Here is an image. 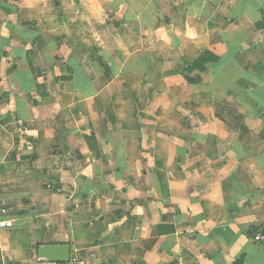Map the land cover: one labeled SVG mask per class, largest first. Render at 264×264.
<instances>
[{"label": "crops", "instance_id": "crops-1", "mask_svg": "<svg viewBox=\"0 0 264 264\" xmlns=\"http://www.w3.org/2000/svg\"><path fill=\"white\" fill-rule=\"evenodd\" d=\"M1 208L0 264H264V0H0Z\"/></svg>", "mask_w": 264, "mask_h": 264}, {"label": "water", "instance_id": "water-1", "mask_svg": "<svg viewBox=\"0 0 264 264\" xmlns=\"http://www.w3.org/2000/svg\"><path fill=\"white\" fill-rule=\"evenodd\" d=\"M69 258L68 244H41L37 247V260L41 263L66 262Z\"/></svg>", "mask_w": 264, "mask_h": 264}, {"label": "trees", "instance_id": "trees-1", "mask_svg": "<svg viewBox=\"0 0 264 264\" xmlns=\"http://www.w3.org/2000/svg\"><path fill=\"white\" fill-rule=\"evenodd\" d=\"M216 57L215 55L211 54L208 51H203L199 56L193 60L191 63L187 64L184 68L183 72L185 73V78L189 81H193L188 74L193 70H198L200 72L205 70V63L208 61H215Z\"/></svg>", "mask_w": 264, "mask_h": 264}, {"label": "built area", "instance_id": "built-area-1", "mask_svg": "<svg viewBox=\"0 0 264 264\" xmlns=\"http://www.w3.org/2000/svg\"><path fill=\"white\" fill-rule=\"evenodd\" d=\"M8 214V210L6 208L0 209V228L4 227H11L12 226V219L9 217H6ZM256 240L263 239L262 235L260 233H257L255 236Z\"/></svg>", "mask_w": 264, "mask_h": 264}, {"label": "rangeland", "instance_id": "rangeland-1", "mask_svg": "<svg viewBox=\"0 0 264 264\" xmlns=\"http://www.w3.org/2000/svg\"><path fill=\"white\" fill-rule=\"evenodd\" d=\"M21 243L25 246L24 250H27L28 249V245H29V240L25 236L21 237Z\"/></svg>", "mask_w": 264, "mask_h": 264}]
</instances>
